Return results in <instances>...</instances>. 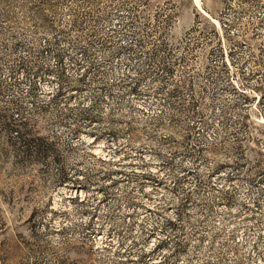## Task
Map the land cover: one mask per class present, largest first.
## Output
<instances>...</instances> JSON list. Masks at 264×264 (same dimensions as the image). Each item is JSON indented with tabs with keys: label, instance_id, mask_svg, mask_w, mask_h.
<instances>
[{
	"label": "rangeland",
	"instance_id": "374dc122",
	"mask_svg": "<svg viewBox=\"0 0 264 264\" xmlns=\"http://www.w3.org/2000/svg\"><path fill=\"white\" fill-rule=\"evenodd\" d=\"M0 264H264V0H0Z\"/></svg>",
	"mask_w": 264,
	"mask_h": 264
}]
</instances>
